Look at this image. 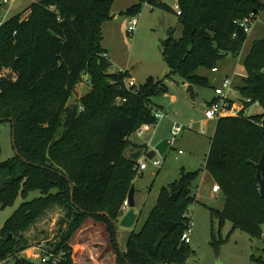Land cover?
Segmentation results:
<instances>
[{"label": "trees", "instance_id": "obj_1", "mask_svg": "<svg viewBox=\"0 0 264 264\" xmlns=\"http://www.w3.org/2000/svg\"><path fill=\"white\" fill-rule=\"evenodd\" d=\"M134 1L126 12L131 17L143 5L171 11L162 0ZM114 3L37 0L25 18L13 16L0 28V120L15 129L22 157L0 160V210L23 198L0 232V264H35L22 256L30 247L25 234L57 208L70 223L45 250L52 256L47 264H75L70 243L89 219L105 226L117 264H186L192 254L182 235L197 202L193 187L201 170L182 171L179 180L161 190L142 228L129 234L121 252L112 220H120L139 166L125 152L147 148L130 137L157 124L159 107L153 98L167 93L168 80L178 76L183 84L210 86L198 71L212 72L228 56L240 55L248 38L240 22L252 15L256 20L264 12V0H177L182 36L176 40L171 29L162 42L170 73L130 88V73L111 71L102 48L103 25L111 20ZM244 68L246 77L238 88L243 109L217 120L205 171L225 198L222 210L209 208L212 220L259 240L264 198L255 165L264 148V39L253 42ZM82 83L88 92L70 106ZM256 102L263 113L247 115ZM4 174L10 178L2 182ZM32 192L39 196L28 200ZM102 212L109 217L96 215Z\"/></svg>", "mask_w": 264, "mask_h": 264}, {"label": "rangeland", "instance_id": "obj_2", "mask_svg": "<svg viewBox=\"0 0 264 264\" xmlns=\"http://www.w3.org/2000/svg\"><path fill=\"white\" fill-rule=\"evenodd\" d=\"M34 1L37 0H15L7 17L11 18L22 14L25 18ZM162 1L171 8V11L160 8L152 9L148 5H143L140 14L136 17L138 19L137 31L132 36L128 34V27L133 17L128 16L126 12L136 4L134 0H115L112 15L117 16L103 25L104 41L102 48L107 51L110 58L111 71L132 72L136 86L145 84L149 77L163 80L170 73V69L162 56V42L167 39L171 29L175 31L174 38L176 40L182 36V27L174 10L177 0ZM257 19L238 57L228 56L224 59L217 67L218 73L204 69L198 71L200 76L209 78L210 86L196 85L193 87V93H190L188 92L189 86L183 85L180 78L174 76L173 79L167 81V93L153 98L154 104L166 116L157 127H153L149 133L141 137V143L150 145L165 135L171 138L170 128L175 124L184 127L192 126V130L185 129L164 155H156L155 159L162 160L163 163L160 170L149 166L143 174L138 172L134 183L137 188V197L143 202L145 209L133 229L120 228L123 232L120 243L123 250H125V242L129 233L133 230L139 231L142 228L150 211L155 207L161 190L179 180L182 171L195 172L201 170L200 176L194 184L193 194H196L203 178L206 182L200 187V202L190 207L193 224L189 247L192 254L186 264H261V261H264V235L259 240L251 239L241 230L234 229L230 223L220 227L216 220H212L209 208L219 210L223 207V201L210 197L211 193L208 188L211 187L210 189H212L216 183H212L213 178L205 171L206 157L209 154L211 139L215 134L217 125V121H206L205 112L209 104L216 98L215 86L222 84L223 80L227 78L233 84L232 90L229 92L230 100L228 102L231 111L228 115H232L234 109L240 111L243 108L238 88L243 85V79L246 77L245 57L254 41L264 39V12ZM131 83L130 79L126 80L127 87L130 88ZM88 90L89 88L85 83L80 84L78 90L76 89L77 93L70 99L69 105H76L79 98ZM262 113L263 109L259 106L249 107L246 110L247 115ZM203 129L205 133H202ZM154 132H157L156 137ZM137 136L139 135L135 133L132 138L138 141ZM0 144L2 149L1 161L15 157L12 125L9 121L0 123ZM180 151L183 154L180 155ZM143 160L147 161L148 159L143 158ZM19 173L20 169L17 171V174ZM8 178L10 175L4 174L1 181L3 182ZM38 196L39 192H32L27 199L32 200ZM195 197L197 200V196ZM22 202L23 198L19 196L12 206L0 210V232L5 222ZM62 219L66 221L60 227L59 222ZM87 222H91L89 230L83 229V231L81 227L70 243L75 247V249L73 248L75 263L117 264L105 226L92 219L87 220ZM69 223L65 213L58 208L47 213L25 234L29 239L30 247L22 253V256L38 264L40 258L35 259L33 255L41 254L40 247L44 250L51 248L60 237L59 231L65 230ZM87 237L89 240L85 242ZM74 251H76L75 254ZM2 264H15V261L10 260Z\"/></svg>", "mask_w": 264, "mask_h": 264}, {"label": "built area", "instance_id": "obj_3", "mask_svg": "<svg viewBox=\"0 0 264 264\" xmlns=\"http://www.w3.org/2000/svg\"><path fill=\"white\" fill-rule=\"evenodd\" d=\"M14 2L15 0H0V4H1L0 6V28L9 19L7 15L10 13L11 6ZM174 10L177 16H181V10L178 5L175 6ZM240 25L243 28L244 32L246 34H249L255 25L254 16L252 15L244 19L243 21L240 22ZM137 27H138V19L136 17H133L129 23L128 34L130 36L134 35L135 32L137 31ZM212 72L217 73L218 69H214ZM134 85H135L134 82H132L131 87ZM232 87H233L232 81L227 78L223 80L222 84L214 88L216 98L214 102L212 103V105L209 106L205 112L206 120L217 121L222 117L231 116V115H228L229 111H231L230 104L228 101L230 100L229 92L232 90ZM247 102H250V100H247ZM253 106L260 107L258 102H256ZM242 109L243 108H241L240 110ZM232 111H233L232 115H235L239 112L237 111V109H234ZM154 114H155V118L157 119V124L143 126L140 130L136 132L140 137H142L145 132L151 131L153 127H157L159 125V122L165 117V115L159 110H156ZM185 129L192 130V126L184 127V126H180L179 124H175L172 126L171 138H169L170 147L175 144L177 137L180 136L184 132ZM202 133H205L204 129L202 130ZM179 153L180 155L183 154L182 151H180ZM138 162H139L138 172H143V171L148 170L149 166H152L157 170H160L163 166L162 160L155 159V158L149 161L140 159ZM212 190L214 193H219L221 191L220 187L217 184L213 186ZM127 207H128V202L126 200L124 203V208H127ZM187 217L192 218L191 212L188 213ZM192 224H193V221L191 219L188 228L182 235V241L185 242L186 244L191 243ZM39 250L41 251V254L40 253L34 254L33 258L35 259L40 258V262L38 264H47L48 261L52 259V256L47 255L45 250L42 249L41 247L39 248ZM53 263L55 264L56 262L54 261Z\"/></svg>", "mask_w": 264, "mask_h": 264}, {"label": "water", "instance_id": "obj_4", "mask_svg": "<svg viewBox=\"0 0 264 264\" xmlns=\"http://www.w3.org/2000/svg\"><path fill=\"white\" fill-rule=\"evenodd\" d=\"M115 17H116L115 15H112L111 19ZM188 92L193 93V86L189 87ZM5 121L7 120L1 119L0 123H3ZM12 142H13V147H14L16 156H18L19 158H22L19 151L17 150L15 129L12 132ZM149 147H151V150L147 151V148L140 149L132 153L130 155V158L133 161H139L143 157H145L148 160H152L153 158L156 157L157 154L164 155L166 151L170 148L169 138L162 140L161 142H159L158 144L154 146L150 144ZM255 169L257 170L256 177H257V182L259 184L260 193H261V196L264 198V148H263L260 162L255 165ZM135 193H136L135 185H132L129 191V194H128V198H127L128 207L123 209V210H128V212L118 222L112 220V224L114 225L115 230L117 232V242L119 244L121 252L123 251L120 246V235H119L118 229L119 228L133 229L138 220V214L135 212V206H136ZM178 195L179 193L172 195V200L176 201ZM73 197H74V194H73V187H72V200H73ZM96 215L109 217V214L106 212L96 213ZM65 221H66L65 219H62L59 222V226L62 227ZM263 232H264V229H263Z\"/></svg>", "mask_w": 264, "mask_h": 264}, {"label": "crops", "instance_id": "obj_5", "mask_svg": "<svg viewBox=\"0 0 264 264\" xmlns=\"http://www.w3.org/2000/svg\"><path fill=\"white\" fill-rule=\"evenodd\" d=\"M112 11H113V9H112ZM28 13H26V15H27ZM115 16H117V15H115ZM116 18V17H115ZM115 18H113V19H115ZM259 18V17H258ZM113 19H111L110 21H112ZM258 20V19H257ZM104 41V40H103ZM108 56V55H107ZM109 58V57H108ZM109 60H110V58H109ZM114 72V71H113ZM119 72H121V71H119ZM122 72H125V71H122ZM129 73H130V75H131V81L132 82H134V84H136V81H135V79L133 78V75H132V72H130V71H128ZM218 72H219V70H218ZM217 72V73H218ZM86 84V83H85ZM87 85V84H86ZM183 85H188L189 87H190V85L189 84H183ZM219 86V85H218ZM79 87V86H78ZM78 87H77V90H78ZM189 87H188V89H189ZM194 87V86H193ZM215 87H217V86H215ZM77 93V92H76ZM82 97V96H81ZM80 97V98H81ZM79 98V99H80ZM214 100H215V98H214ZM213 100V101H214ZM212 101V102H213ZM211 102V103H212ZM210 103V104H211ZM209 104V105H210ZM159 111H160V109H159ZM165 116H166V114H165ZM206 121H208V120H206ZM172 128V127H171ZM171 128H170V133H171ZM150 131H148V132H145L144 134H147V133H149ZM143 134V135H144ZM156 135H157V132H154V136L156 137ZM133 136V135H132ZM132 136L130 137V141L132 142V143H134V144H137V145H143V146H146L147 147V151H149V150H151V147H149V145L148 144H145V143H141V137H139V136H137L138 137V141L137 140H134L133 138H132ZM168 138V136H162V138H160L158 141H156V142H153V144H152V146H154V145H156V144H158L159 142H161L162 140H164V139H167ZM138 150H140V149H128L126 152H125V155L127 156V157H129L130 158V155L132 154V153H134V152H136V151H138ZM208 156V155H207ZM143 158H145V157H143ZM143 158H141V159H143ZM207 158V157H206ZM147 171V170H146ZM145 171H143V172H141L142 174L144 173ZM208 175V174H207ZM210 176V175H209ZM208 177V176H207ZM211 177V176H210ZM205 178H203L202 180H201V183H200V186L198 187V190H197V192H196V194H195V196H197V202L196 203H198V202H200L199 201V191H200V187H201V185H203V184H205ZM212 183H215L214 182V180L212 181ZM134 185H135V188H136V184L134 183ZM213 186V185H212ZM211 187H209L208 189H209V191H210V197H212L213 199H222V201H223V207H224V204H225V198L222 196V195H220V192L219 193H214L213 192V190L212 189H210ZM213 188V187H212ZM135 202H136V206H135V212L138 214V220H137V223L139 222V220H140V218H141V216H142V214H143V212H144V209H145V205L143 204V202L141 201V200H139L138 199V197H137V188H136V193H135ZM223 207H221V209H219V210H222L223 209ZM128 212V210H123V214H122V216L120 217V220L123 218V216L126 214ZM91 223V222H90ZM89 222H86L83 226H82V230L84 229V230H89V228L91 227V224H90ZM136 223V224H137ZM83 230V231H84ZM131 230V229H130ZM118 232H119V235H120V243H121V237H122V234H123V232H122V230H120V228L118 229ZM132 232V231H131ZM130 232V233H131ZM129 233V234H130ZM129 236V235H128ZM90 237V236H89ZM89 237H87L86 238V240H85V242H87L88 240H89ZM88 244H89V242H88ZM72 246V245H71ZM89 246V245H88ZM72 248H74L75 249V247H73L72 246ZM75 252L76 251H74V254H75ZM73 261H74V263H75V255H73ZM76 264V263H75Z\"/></svg>", "mask_w": 264, "mask_h": 264}]
</instances>
